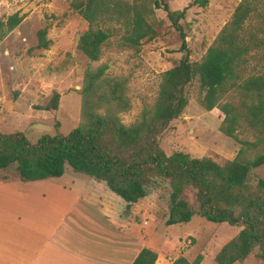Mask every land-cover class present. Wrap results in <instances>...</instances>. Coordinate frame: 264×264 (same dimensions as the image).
<instances>
[{
  "label": "trees",
  "instance_id": "1",
  "mask_svg": "<svg viewBox=\"0 0 264 264\" xmlns=\"http://www.w3.org/2000/svg\"><path fill=\"white\" fill-rule=\"evenodd\" d=\"M210 0H192L182 11H171L165 0H146L129 5L121 0H70V8L88 25L77 42V51L88 62H98L110 38L100 28L110 21L126 27L124 42L137 47L151 41L156 33L145 15L154 6L161 9L181 44L180 60L161 75L157 96L151 109L139 119L124 125L121 115L130 110L126 83L106 76L107 66L87 68L79 92L80 122L68 135L42 136L30 144L20 133H0V171L15 165L22 182L60 178L69 166L75 173L103 182L126 203L129 209L147 196L152 179L166 180L170 188L166 226L188 224L195 210L185 199L194 192L198 215L206 222L227 224L240 229L215 255V264L243 263L255 250L264 263V180L250 183L252 172L264 165V0H241L230 21L207 49L199 62H191L186 34L181 25L188 8H205ZM23 20L14 14L0 20V40ZM38 50H47V28L37 33ZM259 69L250 75L249 62ZM197 79L199 106L219 110L223 121L219 132L239 145L233 160L223 166L209 158H193L183 152L167 156L159 139L177 120L188 104L187 88ZM60 95L53 93L41 111H56ZM239 132L252 135L241 140ZM157 255L143 249L133 264H155ZM179 257L173 264H201Z\"/></svg>",
  "mask_w": 264,
  "mask_h": 264
},
{
  "label": "rangeland",
  "instance_id": "2",
  "mask_svg": "<svg viewBox=\"0 0 264 264\" xmlns=\"http://www.w3.org/2000/svg\"><path fill=\"white\" fill-rule=\"evenodd\" d=\"M129 5L146 0H121ZM159 1V0H156ZM192 0H165L171 11H182ZM240 0H210L205 8H188L181 25L186 34L191 62H199L214 42L221 29L230 21ZM145 15L146 23L156 33L151 41L142 40L139 46L129 47L124 42V21L107 22L100 28L108 31L110 38L102 49L98 62H88L77 51L80 35L87 23L70 8V0H0V20L14 14L23 17L22 22L0 40V133L23 134L30 144H36L42 136L68 135L80 122V90L87 68L107 66L106 76L120 78L126 83V95L130 110L121 115V122H136L141 112L151 109L157 96L161 75L171 69L181 58V40L171 27L166 14L151 6ZM47 28V50H38L37 33ZM260 64L250 60L249 72ZM53 93L60 95L56 111H41L49 103ZM200 89L197 79L187 88L188 104L181 116L173 121L159 139L167 156L183 152L193 158H209L220 166L236 156L239 145L219 132L222 113L214 109L203 110L197 103ZM241 140L253 141V137L239 132ZM15 165L0 171V175L17 177ZM66 179L74 171L65 167ZM264 180V165L254 170L250 183ZM147 196L142 206L146 210L140 219L148 233L165 239L167 251L194 259L205 256V264H215L216 253L240 231L227 224L206 222L198 215L194 192L189 189L185 199L195 210L188 224L166 226L169 214L170 188L162 178L152 179L146 187ZM116 197V196H115ZM128 210V209H127ZM146 218V220H145ZM136 232L133 231V234ZM154 237V238H155ZM133 239L136 236L133 235ZM170 253V252H169ZM251 262L264 264L255 258Z\"/></svg>",
  "mask_w": 264,
  "mask_h": 264
},
{
  "label": "crops",
  "instance_id": "3",
  "mask_svg": "<svg viewBox=\"0 0 264 264\" xmlns=\"http://www.w3.org/2000/svg\"><path fill=\"white\" fill-rule=\"evenodd\" d=\"M66 178L0 175V264H133L143 249L157 255L155 264L186 258L142 225L145 198L127 210L105 183L79 173ZM249 258L237 264H262Z\"/></svg>",
  "mask_w": 264,
  "mask_h": 264
}]
</instances>
